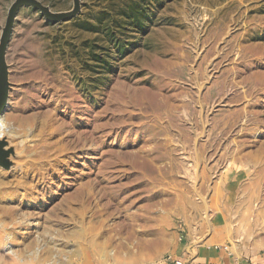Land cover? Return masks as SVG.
<instances>
[{"label":"rangeland","instance_id":"374dc122","mask_svg":"<svg viewBox=\"0 0 264 264\" xmlns=\"http://www.w3.org/2000/svg\"><path fill=\"white\" fill-rule=\"evenodd\" d=\"M40 1L79 8L15 19L0 264H159L212 230L264 248V0Z\"/></svg>","mask_w":264,"mask_h":264},{"label":"crops","instance_id":"0c3cea01","mask_svg":"<svg viewBox=\"0 0 264 264\" xmlns=\"http://www.w3.org/2000/svg\"><path fill=\"white\" fill-rule=\"evenodd\" d=\"M171 255L182 264H264V248L243 251L216 230L200 241L186 238L178 243ZM159 264L174 263L162 259Z\"/></svg>","mask_w":264,"mask_h":264},{"label":"water","instance_id":"95a60500","mask_svg":"<svg viewBox=\"0 0 264 264\" xmlns=\"http://www.w3.org/2000/svg\"><path fill=\"white\" fill-rule=\"evenodd\" d=\"M29 5L39 9L48 19L52 21H62L74 16L78 11V5L75 10L67 13H54L50 8L44 5L40 0H15L10 6L6 24L3 28L0 39V118L3 119V113L8 106L10 82L8 66L6 62V53L12 36L15 19L19 9L22 6ZM0 142V158L4 154L1 150Z\"/></svg>","mask_w":264,"mask_h":264},{"label":"trees","instance_id":"16d2710c","mask_svg":"<svg viewBox=\"0 0 264 264\" xmlns=\"http://www.w3.org/2000/svg\"><path fill=\"white\" fill-rule=\"evenodd\" d=\"M116 24H117L116 25L117 30L120 29L121 28V24L118 23V21L116 22ZM131 24H134L137 28H140V30L142 32H144L145 30H147L146 28L148 26L143 21H140L138 18L133 19V22ZM105 26L107 28L110 27L108 29V31H107V34L109 35L108 38H109V41H110L109 44L113 43L114 48H116V49L119 50V46L121 45V40L118 37L117 32L115 30H113V25L110 26L109 24L106 23ZM84 44H86V45H84L82 47L84 50H86V48H88V50H90L91 52H94V48H95L94 43H88V44L87 43H84Z\"/></svg>","mask_w":264,"mask_h":264},{"label":"built area","instance_id":"2783aa9c","mask_svg":"<svg viewBox=\"0 0 264 264\" xmlns=\"http://www.w3.org/2000/svg\"><path fill=\"white\" fill-rule=\"evenodd\" d=\"M165 262H166V263L173 262L174 264H182V261H181V260H179V259H175L171 254L168 255V256L165 258Z\"/></svg>","mask_w":264,"mask_h":264},{"label":"bare ground","instance_id":"6f19581e","mask_svg":"<svg viewBox=\"0 0 264 264\" xmlns=\"http://www.w3.org/2000/svg\"><path fill=\"white\" fill-rule=\"evenodd\" d=\"M0 120H1V118H0ZM75 196V195H74Z\"/></svg>","mask_w":264,"mask_h":264}]
</instances>
